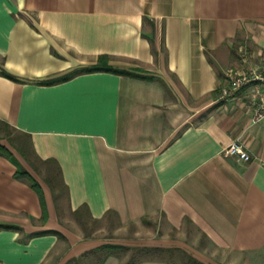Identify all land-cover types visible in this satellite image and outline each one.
I'll return each mask as SVG.
<instances>
[{
    "label": "crops",
    "instance_id": "crops-1",
    "mask_svg": "<svg viewBox=\"0 0 264 264\" xmlns=\"http://www.w3.org/2000/svg\"><path fill=\"white\" fill-rule=\"evenodd\" d=\"M102 55L129 74L39 84ZM263 66L264 0H0V123L55 167L70 211L136 225L160 216L246 264L264 253V119L256 83L218 97L230 70ZM234 141L250 161L223 155ZM16 162L0 155V225L12 227L0 228V264H44L60 245L50 231L63 233L51 193L38 180L43 221ZM68 240L80 257L87 247Z\"/></svg>",
    "mask_w": 264,
    "mask_h": 264
},
{
    "label": "rangeland",
    "instance_id": "rangeland-1",
    "mask_svg": "<svg viewBox=\"0 0 264 264\" xmlns=\"http://www.w3.org/2000/svg\"><path fill=\"white\" fill-rule=\"evenodd\" d=\"M0 143L6 145L17 162L51 193L56 221L63 237L44 264H100L110 253L116 255L122 264L151 258L192 264L199 257H204L207 264H246L244 258L240 263L232 253L215 249L194 229H170L160 216L136 225L122 224L112 214L101 221H94L84 212L72 213L57 170L35 157L26 136L0 123ZM67 237L73 242L80 240L82 249L87 247L80 257L72 256L74 250ZM105 245L123 249L97 250ZM247 264H264V253L250 255Z\"/></svg>",
    "mask_w": 264,
    "mask_h": 264
},
{
    "label": "built area",
    "instance_id": "built-area-1",
    "mask_svg": "<svg viewBox=\"0 0 264 264\" xmlns=\"http://www.w3.org/2000/svg\"><path fill=\"white\" fill-rule=\"evenodd\" d=\"M228 86L220 91L218 101L224 102L228 99L236 98L244 89L256 83L251 105L254 109V121L264 119V66L261 68L248 69L246 71H233L227 73ZM225 157H235L238 160L248 162L251 157L244 145L239 141H234L223 150Z\"/></svg>",
    "mask_w": 264,
    "mask_h": 264
},
{
    "label": "trees",
    "instance_id": "trees-1",
    "mask_svg": "<svg viewBox=\"0 0 264 264\" xmlns=\"http://www.w3.org/2000/svg\"><path fill=\"white\" fill-rule=\"evenodd\" d=\"M97 71H110V72L129 74L127 71L116 70L113 67H111L109 65L108 56L102 55L98 58L95 64L88 65V66L79 68L77 70H74L71 73L64 75L60 78H57L53 81H48V82L40 81L39 84H54V83L61 82V81L63 82V81L69 80L71 77L79 73H90V72H97ZM2 74L5 76H9L4 71L2 72ZM0 155L7 159L14 160V162H16L14 159L13 153L10 151V149L6 145L2 143H0ZM16 164L18 166V170L15 173V178L17 180L25 181L26 183H28V185L37 193V195L39 196L41 206H42V211H43L42 220L46 221L48 219V214H47L45 195H44V191H43V187L41 183L29 171L24 169L19 163L16 162ZM0 228L12 229V227L8 225H0ZM50 233H55L58 236L63 237V235L57 231H50ZM102 249L104 250L108 249V250L114 251V250L123 249V247L105 245V246L99 247L97 250H102ZM110 255H112V253L108 254V256ZM192 264H201V263L198 261H194Z\"/></svg>",
    "mask_w": 264,
    "mask_h": 264
}]
</instances>
